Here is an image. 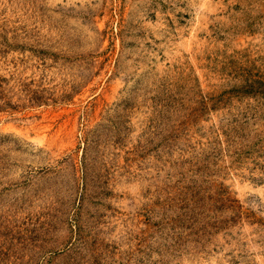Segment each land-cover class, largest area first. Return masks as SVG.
Returning <instances> with one entry per match:
<instances>
[{"label":"rangeland","instance_id":"obj_1","mask_svg":"<svg viewBox=\"0 0 264 264\" xmlns=\"http://www.w3.org/2000/svg\"><path fill=\"white\" fill-rule=\"evenodd\" d=\"M0 264H264V0H0Z\"/></svg>","mask_w":264,"mask_h":264}]
</instances>
